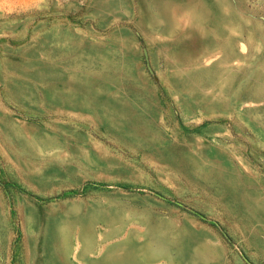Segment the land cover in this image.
I'll list each match as a JSON object with an SVG mask.
<instances>
[{
  "label": "rangeland",
  "instance_id": "rangeland-1",
  "mask_svg": "<svg viewBox=\"0 0 264 264\" xmlns=\"http://www.w3.org/2000/svg\"><path fill=\"white\" fill-rule=\"evenodd\" d=\"M0 264H264V0H0Z\"/></svg>",
  "mask_w": 264,
  "mask_h": 264
}]
</instances>
